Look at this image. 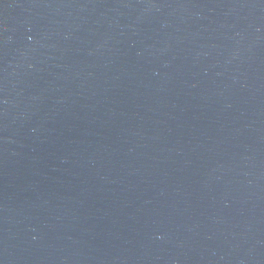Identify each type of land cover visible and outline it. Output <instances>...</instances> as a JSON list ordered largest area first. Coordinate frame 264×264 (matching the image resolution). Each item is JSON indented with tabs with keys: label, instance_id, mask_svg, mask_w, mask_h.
Here are the masks:
<instances>
[{
	"label": "water",
	"instance_id": "water-1",
	"mask_svg": "<svg viewBox=\"0 0 264 264\" xmlns=\"http://www.w3.org/2000/svg\"><path fill=\"white\" fill-rule=\"evenodd\" d=\"M0 264H264V0H0Z\"/></svg>",
	"mask_w": 264,
	"mask_h": 264
}]
</instances>
